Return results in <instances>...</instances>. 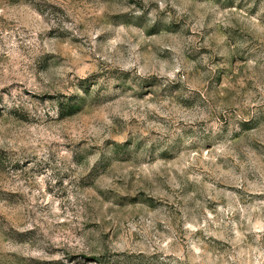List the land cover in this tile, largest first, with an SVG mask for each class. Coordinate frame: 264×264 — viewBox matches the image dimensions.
I'll list each match as a JSON object with an SVG mask.
<instances>
[{
	"label": "rangeland",
	"instance_id": "1",
	"mask_svg": "<svg viewBox=\"0 0 264 264\" xmlns=\"http://www.w3.org/2000/svg\"><path fill=\"white\" fill-rule=\"evenodd\" d=\"M0 264H264V0H0Z\"/></svg>",
	"mask_w": 264,
	"mask_h": 264
}]
</instances>
